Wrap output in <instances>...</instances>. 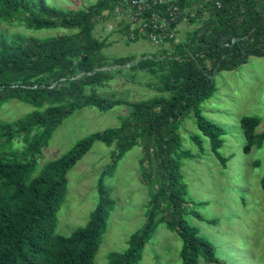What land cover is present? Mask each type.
I'll return each instance as SVG.
<instances>
[{
	"label": "trees",
	"instance_id": "trees-1",
	"mask_svg": "<svg viewBox=\"0 0 264 264\" xmlns=\"http://www.w3.org/2000/svg\"><path fill=\"white\" fill-rule=\"evenodd\" d=\"M116 1L98 0L73 10L48 5L45 0H0V106L15 97L36 107L69 100L67 106L48 105L44 112L33 111L10 123H0L2 147L18 135L26 142L22 149L0 155V264H95L114 206L110 188L103 183L104 175L112 173L136 144L143 148L141 179L150 182L156 167L161 182L151 193L143 226L129 236L126 249L108 252L105 264H136L156 227L158 212L166 207L169 216L164 222L181 234V264H198L199 256L207 264H224L212 243L183 218L186 199L179 158L189 153L179 148L176 129L181 118L192 112L211 152L222 166L226 165L228 157L219 152L225 131L199 108L213 91L206 71L235 69L249 56H264V0H174L182 11L178 23L183 17L195 23L206 12L210 16L192 31V42L180 41L172 49L164 45L157 48L164 54L143 56L138 63L137 68H162L160 89L168 94L133 102L119 126L88 134L58 159L38 168L41 147L64 117L87 105L108 109L121 103L84 92L86 86L99 85L125 64L116 60L117 67L105 69L100 60L104 42L91 32L94 16L109 9L111 14ZM195 6L197 10L192 12ZM13 23L24 24L26 29L60 27L75 31L44 37L19 31L8 34L5 26ZM174 40L170 38L168 43ZM240 125L245 152L263 141L264 131H254L256 117L244 116ZM193 140L200 148V137L193 136ZM96 141L106 146L115 143L97 183V202L84 226L69 235L58 234L57 211L67 192L66 174ZM261 185L264 187V175ZM193 214L198 216L195 211Z\"/></svg>",
	"mask_w": 264,
	"mask_h": 264
},
{
	"label": "rangeland",
	"instance_id": "rangeland-1",
	"mask_svg": "<svg viewBox=\"0 0 264 264\" xmlns=\"http://www.w3.org/2000/svg\"><path fill=\"white\" fill-rule=\"evenodd\" d=\"M45 1L61 9L77 10L98 0ZM109 10L102 11L92 19V36L104 42L100 60L105 63V69L117 67L116 60H122L125 64L99 85L86 86L84 92H95L103 99H118L121 103L108 109L87 105L64 117L41 147L38 168L58 159L88 134L119 126L122 118L129 114L133 102L168 94L160 89L161 67L153 70L137 68L143 56H160L164 52L161 53L144 38L131 39L130 27L124 28L119 18L114 16V11L109 14ZM196 10V6L191 9L192 12ZM207 13L198 16L195 23L186 19L180 21L176 26V39L164 47L172 49L180 41L192 42L189 39L192 31L210 16ZM5 29L8 34L19 31L37 37L75 31L60 27L26 29L24 24L18 23L6 25ZM206 72L213 82V91L201 101L199 108L207 119L224 129L219 152L228 158L226 165L222 166L211 152L208 139L198 129L192 112L181 118L176 129L180 139L179 148L189 153V156L179 158L186 199L183 218L198 230V235L212 243L221 263L264 264V187L261 185L264 139L245 152V138L240 125L242 117L253 116L258 119L255 133L264 131V56H249L235 69L216 68ZM68 101H55L36 107L17 97L11 98L0 106V123H10L33 111L44 112L48 105L67 106ZM193 136L200 137V148ZM2 142L3 138H0V155H10V151L26 145L21 135L14 137L4 147L1 146ZM114 146L115 143L106 146L100 141L94 142L68 171L67 192L57 211L56 233L69 235L86 224L98 199L99 177L110 161L109 154ZM142 155L143 148L136 144L122 156L112 173L104 175L103 183L110 188L114 206L94 258L95 264H105L110 251L126 249L129 236L140 229L146 220L151 193L158 188L161 177L154 167L150 182L141 179L139 160ZM194 211L198 216L193 214ZM168 212L167 207L158 212L156 227L145 242L136 264H181L182 238L180 232L168 228L164 222L169 216ZM198 264L207 263L199 256Z\"/></svg>",
	"mask_w": 264,
	"mask_h": 264
},
{
	"label": "built area",
	"instance_id": "built-area-1",
	"mask_svg": "<svg viewBox=\"0 0 264 264\" xmlns=\"http://www.w3.org/2000/svg\"><path fill=\"white\" fill-rule=\"evenodd\" d=\"M113 11L119 22L130 25L131 39L144 38L157 48L170 38L176 39V26L182 16L174 0H118Z\"/></svg>",
	"mask_w": 264,
	"mask_h": 264
}]
</instances>
